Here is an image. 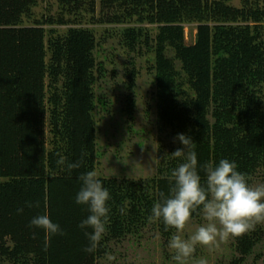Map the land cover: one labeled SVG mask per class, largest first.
<instances>
[{
  "label": "trees",
  "instance_id": "1",
  "mask_svg": "<svg viewBox=\"0 0 264 264\" xmlns=\"http://www.w3.org/2000/svg\"><path fill=\"white\" fill-rule=\"evenodd\" d=\"M55 1L56 18L23 27L21 19L36 0H0V264H96L109 242L137 236L147 225L163 239L176 231L148 219L159 193H169L171 172L184 162L169 152L152 178H98L110 194L109 219L97 250L84 251L89 242L79 224L90 213L75 198L79 177L95 167L93 112L104 102L93 85L95 68L101 72L102 65L95 62L92 32L67 17L87 14L91 25L128 24L123 46L133 51L144 45L153 53L158 123L174 137L192 138L202 183L203 166L222 159L235 162L249 184L264 169L263 11L214 0H101L95 19V0ZM144 24L156 26L153 40ZM54 25L74 27L64 36L50 30L45 41L44 26ZM184 25H195L192 44L185 41ZM61 156L66 163L83 158L81 166L69 172L58 165ZM45 213L65 233L47 243L42 229L29 227ZM200 215L197 210L191 218ZM259 242L253 231L235 237L240 257L232 264H241Z\"/></svg>",
  "mask_w": 264,
  "mask_h": 264
},
{
  "label": "rangeland",
  "instance_id": "2",
  "mask_svg": "<svg viewBox=\"0 0 264 264\" xmlns=\"http://www.w3.org/2000/svg\"><path fill=\"white\" fill-rule=\"evenodd\" d=\"M224 1L227 5L239 9L244 4L256 7L264 12V0H214ZM101 0H95V19L100 17ZM60 14L55 0H36L30 12L22 17L23 27H32L37 21L56 18ZM81 21L79 27L89 29L95 39L94 58L96 65H102L101 72L95 68L96 83L93 92L96 99H101L104 106L96 103L93 112L95 128V167L98 178L127 179L143 181L157 175L162 157L180 146L168 128L158 123L156 85L154 82V55L144 45L130 51L122 44V30L130 25H91L90 15L82 14L65 19ZM74 26H44L45 41L54 30V36H64ZM146 29L150 39L156 36V26L141 25ZM184 38L192 44L195 25H184ZM150 45L153 42L150 41ZM167 58L172 53L165 52ZM178 69V63H175ZM133 73V80L130 76ZM46 148H50L48 119L44 130ZM264 184V169H260L250 180L251 186ZM206 223L202 214L199 218L190 219L181 235L187 239L197 227ZM253 232H257L260 242L241 264H264V223L257 224ZM175 233V232H174ZM234 238L218 240L214 246L197 245L187 264H198L200 260L206 264H232L239 258L234 251ZM169 239L159 236L152 225L142 228L137 236H127L119 241L108 243V253L96 261V264H176L172 260L173 251L168 247ZM115 257L108 260L107 256Z\"/></svg>",
  "mask_w": 264,
  "mask_h": 264
},
{
  "label": "clouds",
  "instance_id": "3",
  "mask_svg": "<svg viewBox=\"0 0 264 264\" xmlns=\"http://www.w3.org/2000/svg\"><path fill=\"white\" fill-rule=\"evenodd\" d=\"M176 139L183 149L175 150L172 158L184 162L171 172L170 189L166 195L159 193V201L152 208L149 221H163L165 230L175 229L170 237L168 247L173 251L172 260L176 264H187L196 246H214L218 240L224 241L230 237H240L254 230L257 224L264 223V184L251 186L245 173L237 170V164L228 159H222L218 165L206 164L203 170L206 174L202 183L197 168L195 143L190 136L178 134ZM81 161L66 163L63 156L58 165H66L69 172L81 166ZM82 187L78 191L75 202L86 206L90 213L82 220L79 228L84 231L88 246L84 251L94 253L106 234V225L110 209L107 202L110 194L102 186L96 171H89L79 177ZM28 207H32L29 203ZM200 210L206 223L196 228L195 232L185 239L183 233L189 223L192 213ZM123 209L121 212L123 213ZM18 214L23 208L17 210ZM33 229H42L47 239L52 235H64L60 225L53 223L48 214L34 217L29 225ZM91 229V231H87ZM35 238V233H33ZM108 260L115 257L108 255ZM198 264H206L200 260Z\"/></svg>",
  "mask_w": 264,
  "mask_h": 264
}]
</instances>
